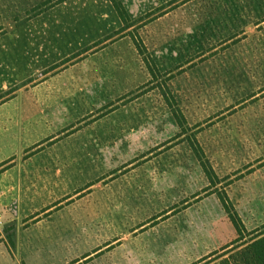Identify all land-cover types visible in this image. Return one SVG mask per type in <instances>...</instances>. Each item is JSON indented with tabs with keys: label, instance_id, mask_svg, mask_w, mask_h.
<instances>
[{
	"label": "rangeland",
	"instance_id": "374dc122",
	"mask_svg": "<svg viewBox=\"0 0 264 264\" xmlns=\"http://www.w3.org/2000/svg\"><path fill=\"white\" fill-rule=\"evenodd\" d=\"M124 1L128 29L111 0H0V264H208L264 233V0Z\"/></svg>",
	"mask_w": 264,
	"mask_h": 264
},
{
	"label": "trees",
	"instance_id": "16d2710c",
	"mask_svg": "<svg viewBox=\"0 0 264 264\" xmlns=\"http://www.w3.org/2000/svg\"><path fill=\"white\" fill-rule=\"evenodd\" d=\"M111 1L118 11L121 19L126 24V29H128L130 27V16L129 11L125 7L123 1ZM141 54L143 53L141 52ZM151 72L153 75H156L155 70H151ZM224 207L227 213L230 215L231 209L227 201H224ZM230 217L232 218V222L236 226L237 230L240 232L242 230L241 218L238 215ZM218 259H222L221 263L216 262ZM208 264H264V233L256 236L248 242H244L238 246H235V248Z\"/></svg>",
	"mask_w": 264,
	"mask_h": 264
},
{
	"label": "crops",
	"instance_id": "0c3cea01",
	"mask_svg": "<svg viewBox=\"0 0 264 264\" xmlns=\"http://www.w3.org/2000/svg\"><path fill=\"white\" fill-rule=\"evenodd\" d=\"M123 2H125V1L123 0ZM127 8H129V7H127ZM97 78L100 79L99 77H97ZM102 89H103V86H101V84L99 83V80L94 82V80L92 78H90V76H89V74L87 72V74L84 75V85H81L79 87V89H74V92L77 93V91H81V92H84L85 94H87L89 96H93V95L98 94V92L102 91ZM152 127H153L152 124L146 123L144 125V129H146L144 131V134H143V132H141V134H138L135 129H133L131 131V133H130V135H129V137L127 139L130 142H132L133 144L129 147L128 150H124V151L121 152V155L122 154L124 155V156L122 155L123 156L122 158H124L125 156L127 157V154L130 153L131 151H133L134 156H136L137 151H138L137 150V148H138L137 147V143L138 142L139 143H144V142L148 141V142H150L152 144L153 139L151 140V138L154 135ZM135 144H136V147H135ZM120 148H121L120 146L117 147V150L119 151ZM4 170H6V167L2 166L0 173L3 172ZM193 179L194 178H192L191 180L187 179V181H188L187 185H188L192 195L186 196V199H188V200H186V205H187V207H192V208H196L197 207L198 208V206H200L201 203H204V201H206L207 198H204L202 201L200 200V194L198 193L199 190H200V188H198L199 185H196L194 183H190V181H193ZM169 188L167 187L165 189L167 190ZM156 189L163 190L161 188H156ZM5 196H6V191L2 192L1 189H0V210L2 208H8V209L11 208V206H9L7 204V202L5 201V199H4ZM196 202H198V203H196ZM117 206L119 207L120 203Z\"/></svg>",
	"mask_w": 264,
	"mask_h": 264
},
{
	"label": "built area",
	"instance_id": "2783aa9c",
	"mask_svg": "<svg viewBox=\"0 0 264 264\" xmlns=\"http://www.w3.org/2000/svg\"><path fill=\"white\" fill-rule=\"evenodd\" d=\"M4 220V217H3V214L2 212H0V225L3 224V221Z\"/></svg>",
	"mask_w": 264,
	"mask_h": 264
}]
</instances>
